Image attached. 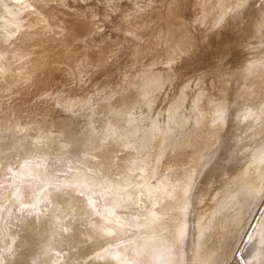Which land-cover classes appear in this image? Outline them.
Listing matches in <instances>:
<instances>
[{"label": "rangeland", "instance_id": "374dc122", "mask_svg": "<svg viewBox=\"0 0 264 264\" xmlns=\"http://www.w3.org/2000/svg\"><path fill=\"white\" fill-rule=\"evenodd\" d=\"M0 7V264H264V0Z\"/></svg>", "mask_w": 264, "mask_h": 264}, {"label": "bare ground", "instance_id": "6f19581e", "mask_svg": "<svg viewBox=\"0 0 264 264\" xmlns=\"http://www.w3.org/2000/svg\"><path fill=\"white\" fill-rule=\"evenodd\" d=\"M2 4H3V3H2ZM9 4H10V3H9ZM9 4H8V5L6 4V5L9 6ZM3 5H4V4H3ZM6 5H5V6H6ZM5 6H4V7H5ZM11 6L14 7V5H11ZM11 6H10V7H11ZM0 8H1V7H0ZM20 8H21V7H20ZM8 9H9V8H8ZM11 9H13V8L11 7ZM12 12H13V11H12ZM6 16H7V15H6ZM0 20H1V19H0ZM16 23H17V22H16ZM16 23H15V24H16ZM10 24H11V23H10ZM10 26H11V25H10ZM10 26H9V27H10ZM9 27H8V28H9ZM9 29H10V28H9ZM11 30H12V29H11ZM11 30H9V31H11ZM13 31H14V30H13ZM6 33H7V32H6ZM14 34H15V33H14ZM199 107H200V106H199ZM199 107H198V108H199ZM201 109H202V108H200V110H201ZM195 110H196V109H195ZM200 110H199V112H200ZM202 111H203V110H202ZM199 112H198V113H199ZM198 113H197V114H198ZM197 114H196V115H197ZM201 114H203V112H202ZM201 114H199V116H201ZM197 117H198V115H197ZM198 118H199V117H198ZM181 122H182V121H181ZM215 122H216V121H215ZM207 148H208V147H207ZM201 151H202V150H201ZM255 154H256V153H255ZM257 154H258V152H257ZM257 154H256V155H257ZM201 156H202V155H201ZM198 157H199V156H198ZM196 161H197V160H196ZM200 162H201V161H200ZM196 163H198V162H196ZM200 164H201V163H200ZM195 166H196V165H195ZM196 172H198V171H196ZM180 173H182V172H180ZM180 173H179V174H180ZM180 175H181V174H180ZM181 176H184V174L181 175ZM181 176H180V177H181ZM186 176H187V175H186ZM186 176H185V177H186ZM196 176H197V175H196ZM176 177H177V180H178V181L176 180ZM176 177H175L176 182H175V180H174V178H173V179H172L173 181L171 180V182H170L172 185H171L170 183H168L169 186H174L175 184L177 185L179 181H181L179 184H181V186H182L183 183H182L181 178H179L178 176H176ZM185 177H182V178L184 179ZM189 177L191 178V176H189ZM189 177L187 176V178H189ZM187 178H186V179H187ZM200 178H201V177H200ZM191 179H192V178H191ZM168 180L170 181V179H168ZM187 180H188V179H187ZM189 181H191V180H190V179L188 180V185H191V183H189ZM172 182H173V183H172ZM174 182H175V183H174ZM185 182H186V183H185ZM162 184H163V183H162ZM168 184H167L166 186H164V187H167ZM173 184H174V185H173ZM184 184H185V185L187 184V181H186V180H184ZM176 185L174 186L175 188H176ZM177 186H178V185H177ZM149 187H150V186H149ZM149 187H148V188H149ZM179 187H180V185L177 187V189H178ZM183 187H184V185H183ZM183 187H180L179 189H182ZM185 187H186V186H185ZM169 188L172 189L171 187H169ZM175 188H174V189H175ZM152 189H153V188H152ZM152 189H151V191H150L152 194H154V192H156V191H157L156 194H159L158 192H160V195H155V196H153V197L151 196V193H150V192H149L150 194H148L149 197L151 196V197H150V198H151V201L153 200V202H154V201L157 200V201H160V202H161V204H160V202H159V204H158L157 201L154 202L155 204H158V206L156 207V208L159 207L158 209H161V205H162L163 208H165V207L167 208V206H168V207H171L172 204H173V202L171 203L170 201H168V200H169V197H172V198H173V196H174L175 200H174V198H173V200L176 201V198L180 195V196H181V199H180L181 201L179 200L180 196H179L178 199H177L178 201H180V203L177 202V203H179V204L177 205V208H178L179 211H180V209L182 208L181 206H183L182 204L184 203V202L182 203V201H184L183 198H184V197H188V192H187V194H186L187 196H186V195L184 196L183 193H182V195H181V192H180V191H174V193H176V195H177V192L180 193V194L178 193V196H176V195L173 193V190H174V189L172 190V193H173V194L170 193V191H171L170 189H169V191H168V188H166L167 191L164 190L165 192H163V188H159V190H157L158 188H157L156 190L153 189L154 192L152 191ZM160 189H162V190H160ZM179 189H178V190H179ZM188 189H189V188H188V186H187L186 189H183V192H184V190L187 191ZM241 189H242V187H241ZM241 189L239 188V190H241ZM243 189H244V188H243ZM149 190H150V189H149ZM149 190H148V191H149ZM231 190H232V189H231ZM161 191H162V192H161ZM181 191H182V190H181ZM233 191H236V190L234 189ZM242 191H244V190H242ZM167 192H169V194H167V197H168V195H169L168 198L165 197V195H164V194L167 193ZM244 192H245V191H244ZM185 193H186V192H185ZM240 193H241V192H240ZM240 193H239V194H240ZM161 194L164 195V196H162ZM171 194H172V196H170ZM243 194H244V193L242 192V193H241V196H242ZM262 194H263V193H262ZM183 196H184V197H183ZM239 196H240V195H239ZM239 196L237 195V196H235V198L237 197L236 199H238ZM241 196H240V197H241ZM258 196H259V194H258ZM121 197H122V196H121ZM157 197H158V198H157ZM163 197H165V200L163 199ZM244 197L246 198V195H243V198H244ZM259 197H260V196H259ZM118 198H119V197H118ZM154 198H155L156 200H155ZM161 198H162V199H161ZM166 198L168 199V200H167L168 202H167V204H164V202L166 201ZM235 198H233V200H232L233 202L236 201L235 203H240V202H237V201H239V199H240L241 201L244 200L243 198H242V199L239 198L238 200H234ZM119 199H120V198H119ZM121 199H122V198H121ZM158 199H159V200H158ZM160 199L163 201V204H164L165 206H163L162 201H161ZM62 200H63V199H62ZM147 200H148V199H147ZM258 200H259V199H258ZM75 201H76V200H75ZM75 201H74V202H75ZM115 201H116V200H115ZM119 201H120V200H119ZM133 201H134V200H133ZM148 201H149V200H148ZM64 202H65V201H64ZM64 202H62V203H64ZM66 202H67V200H66ZM68 202H69V201H68ZM72 202H73V201H72ZM72 202H71V203H72ZM243 202H244V201H243ZM170 203H171V205H170ZM113 204H114V203H113ZM77 205H78V204H77ZM166 205H167V206H166ZM173 205H175V207H176V204H173ZM179 205H180L181 208L179 207ZM152 206H153V205H152ZM154 206H155V205H154ZM227 206H228V205H227ZM69 207H70V206H69ZM84 207H85V206H84ZM84 207H83V208H84ZM150 207H151V206H150ZM172 207H173V206H172ZM172 207H171V208H172ZM72 208H73V207H72ZM163 208H162V212L158 210L161 214L163 213L162 216L165 215V214H164L165 212H163ZM171 208H169V210H170ZM68 209H69V208H68ZM70 209H71V208H70ZM70 209H69V210H70ZM85 209H86V208H85ZM178 209H175V210H177V211H176L177 213L175 212L177 215H178V213H179ZM216 209H217V208H216ZM219 209H220V208H219ZM224 209H225V208H224ZM76 210H77V209H76ZM150 210H151V209H150ZM154 210H155V208H154ZM154 210H153V214L155 213V217H157V215L159 216L158 218L161 219L162 224H161V222H158V223H160V224L162 225V227H163L164 223H165V225L168 223V221H169V219H170L169 217H171V218H175V217H176V216H175V217H172V216H173L172 213L170 214V216H163L164 219H165V221H166V222H165V221L163 220V218H161L159 212H157L158 214H156V210H155V211H154ZM169 210L165 209V211H167V212H166V215H169V213H170V211H171V210H170V211H169ZM172 210H173V209H172ZM168 211H169V213H168ZM216 211L219 212L218 209H217ZM224 211H226V212L228 213V216H232V215H229L231 212H230V213L228 212V208L225 209ZM221 212H223V210H221ZM238 212H239V211H238ZM167 213H168V214H167ZM180 213H181V211H180ZM224 213H225V212H224ZM224 213H223V215H224ZM234 213H235V212H234ZM236 213H237V212H236ZM218 214H219V213H218ZM232 214H233V213H232ZM263 214H264V212H263ZM216 215H217V214H216ZM219 215H220V214H219ZM225 215H226V214H225ZM149 216H150V215H149ZM165 217H166L167 219L169 218L168 221L166 220ZM211 217H212V219L214 218L212 215H211ZM215 217H216V216H215ZM219 217H222V214H221V216H219ZM219 217H216V218H214V219H217V218H219ZM225 217H227V215H226ZM232 217H233V216H232ZM158 218H155V219H157V221H160ZM230 218H231V217H230ZM224 219H226V218H224ZM224 219H220V220H222V222H225V221H223ZM170 220H171V219H170ZM228 220H229V217H228L227 221H228ZM261 220H263L262 217H261V219H259V221H261ZM14 221H15V220H14ZM123 221H124V220H123ZM163 221H164V222H163ZM218 221H219V219H218ZM263 221H264V220H263ZM263 221H261V222H263ZM155 222H156V220H155ZM155 222H154V223H155ZM222 222L220 221L219 226L221 225ZM158 223H156V224H158ZM169 223H170V222H169ZM177 223H178V221H177ZM232 223H233V222H232ZM119 224H120V223H119ZM209 224H210V223H209ZM217 224H218V223H217ZM222 224H225V223H222ZM259 224H260V223H258V225H259ZM263 224H264V222H263ZM154 225H155V224H154ZM177 225H178V224H177ZM180 225H181V224H180ZM180 225H178L179 227L177 226L179 229H178V228H174V229H178V230H180V229H181V228H180ZM103 226H104V225H103ZM112 226H114V228H116L114 224H112ZM112 226H111V228L114 229ZM158 226H159V224H158L156 227H158ZM167 226H168V225H167ZM221 226H222V225H221ZM221 226H220V227H221ZM224 226H225V225H224ZM160 227H161V226H160ZM200 227H202V226H200ZM258 227H259V226H258ZM262 227H263V225H262ZM262 227H261V229H262ZM109 228H110V227H109V225H108V229H109ZM119 228H120V227H119ZM121 228H122V226H121ZM121 228H120V229H121ZM129 228H130V227H129ZM206 228H207V227H206ZM206 228H205V229H206ZM210 228H211V227H210ZM223 228H225V227H223ZM259 228H260V227H259ZM259 228H258V229H259ZM263 228H264V227H263ZM101 229H103V228H101ZM153 229H155L154 226H153ZM161 229H162V228H160V230H159L160 232L158 231L159 234H160V233H163V234H164V232H166L167 234L169 233V235H170V239L173 237L174 241H176L177 239H179V238L183 235V234H182L183 231H181V233H180V231H179V233L182 234V235H178L177 238H174V236L176 237V235H177V233H175L176 230H174V232H173L172 230H169V229H173V228L170 227L169 229H166V228H165L166 230L163 228L165 231L162 229L163 231L161 232ZM205 229H203V230H205ZM219 229H220V228H219ZM221 229H222V228H221ZM261 229H260V231H261ZM138 230H139V229H138ZM168 230H169V232H168ZM181 230H182V229H181ZM262 230H263V229H262ZM118 231L121 232V230H118ZM118 231H116V232H117V233H120V232H118ZM153 231H154V230H153ZM171 231H172V233H175V234H173L172 237H171V235H172ZM195 231H197V229L194 230V232H195ZM201 231H202V228H201ZM201 231H199V232L201 233ZM210 231H212V230H210ZM218 231H219V230H218ZM226 231H227V230H226ZM228 231H229V230H228ZM263 231H264V230H263ZM263 231H262V232H263ZM113 232H114V231H113ZM156 232H157V231H156ZM207 232H208V231H207ZM219 232H220V231H219ZM224 232H225V230H222L221 233H224ZM121 233H122V232H121ZM126 233H127V232H126ZM170 233H171V234H170ZM197 233H198V232H197ZM197 233L195 232V233H193V235L196 236ZM212 233H213V232H212ZM215 233H216V232H215ZM159 234L156 233V235H154V236H158ZM163 234H161V237H163ZM185 234H186V232H185ZM198 234H199V233H198ZM114 235H115V234H114ZM123 235H124V232L122 233V235H120V238L123 237ZM165 235H166V234H165ZM260 235H261V233H260ZM260 235H259V238H261V237L263 238V237H264V232H263V235H261V237H260ZM112 236H113V235H112ZM137 236H138V235H137ZM154 236H153V237H154ZM257 236H258V235H257ZM158 237H160V236H158ZM165 237H166V238H164V239L161 238V240H160L159 242L157 241L158 243H160L162 240H164V242L162 241V243H161V245H163V246H160V244H158V243H156V242H154V241L150 243V244L156 243V244H157V247L160 246L161 249H162L163 251H165V252H163V251L161 252V250H160V252L163 253V255L160 254V255L162 256V258H160L161 256L158 254V253H160L159 251H158L157 254H156V253H154V252L152 251V249H151L152 246H153L152 248H153V249H156V250H159L160 248L157 249L156 245H154V244H153L152 246H150V244H148V242H146V240H144V238H142V239H140V240H138V238H137V239L134 240V241H135V242H133L134 244L132 243V246H134V247H135V245H137V246L135 247V248H136L135 250L138 249L137 252L135 251L137 255H134V258H135V259L137 258V260H138V258H139V260H140V258H144V257L146 256L147 253H150L149 250L151 249V251H152L154 254H156V256H154V254H151V253H150L151 255L154 256V258H156V257L158 258V257L160 256V257L158 258V260H159V261H164V260H162V259H163V258H166V257H167V254H168V255H169L170 253L172 254V252H173L174 250H176L178 246H179V247H180V246H182V247L184 246V243H185V242L182 243V245L180 244V243H181V242H180V243L178 244L177 247H174L173 244H172L173 239H172V241L170 242V241L168 240V239H169V236L167 237V235H166ZM178 237H179V238H178ZM193 237H194V236H193ZM200 237H203V235L200 236ZM200 237H198V238H200ZM112 238H114V237H112ZM118 238H119V237H118ZM156 238H157V237H156ZM196 238H197V236H196ZM196 238L194 237L195 240H199L198 238H197V239H196ZM165 239H167L169 242L166 240V244H165V246H164ZM180 239H181V238H180ZM191 239H192V238H191ZM194 239L192 240V243H193V241H194V246H195V245H198V242H199L200 240H199L198 242H195ZM256 239H258V238H256ZM109 240H110V239H109ZM136 240H137L139 243H137ZM142 240H143V242H144V241H145V242H144V243H141ZM158 240H159V238H158ZM202 240H203V238H202ZM261 240H263V239H261ZM111 241H112V240H111ZM113 241H114V239H113ZM116 241H117V240H116ZM181 241H182V240H181ZM206 241H207V240H206ZM206 241H204V243H206ZM263 241H264V240H263ZM126 242H127V241H126ZM126 242H125V243H126ZM178 242H179V240H178ZM224 242H225V241H224ZM258 242H259V241H258ZM258 242H257V244H258ZM260 242H262V241H260ZM95 243H97V242L95 241ZM125 243H124V244H125ZM135 243H136V244H135ZM173 243H174V242H173ZM175 243H176V242H175ZM201 243H202V242H201ZM201 243H199V244H201ZM75 244H76V243H75ZM83 244H84V243H83ZM120 244H121V243H120ZM126 244H127V243H126ZM138 244H140V245H142V246H140V245H138ZM146 244H148L149 246L146 245ZM167 244H168V245H167ZM169 244H172V247H171L170 249H168V248L171 246V245H169ZM99 245H100V244L98 243V246H99ZM101 245H102V244H101ZM166 245L168 246V248H167ZM174 245H175V244H174ZM176 245H177V243H176ZM204 245H205V244H204ZM204 245H203V246H204ZM260 245H261V243H260ZM132 246L130 245L131 249L134 248V247H132ZM144 246L147 247V249H148V247L150 248V249L148 250L149 252H148L146 249H144ZM187 246H189V245H187ZM192 246H193V245H192ZM194 246H193V247H194ZM198 246H199V245H198ZM207 246H208V244H207ZM217 246H218V245H217ZM258 246H259V244L257 245V247H258ZM76 247H77V246H76ZM81 247H82V246H81ZM81 247H80V248H81ZM84 247H85V245H84ZM84 247H83V248H84ZM93 247H94V246H93ZM128 247H129V246L124 247L123 250L126 251V253H128V254L131 253V254H132L131 256L133 257V254H135V252H131V251H133V249L131 250L130 247H129V248H128ZM137 247H138V248H137ZM141 247H142V249H141ZM155 247H156V248H155ZM162 247H163V248H162ZM173 247L176 248V249L173 250ZM179 247H178V248H179ZM185 247H186V246H185ZM189 247H190V246H189ZM199 247H202V245H200ZM199 247H196V246H195L196 249H198ZM97 248H98V247H97ZM125 248H126V250H125ZM209 248H211V245L209 246ZM258 248H259V247H258ZM77 249H78V248H77ZM119 249H120V248H119ZM127 249H130V250H127ZM143 249H144V251H143ZM167 249H168V250H167ZM180 249H181V248H180ZM255 249H256V247H255ZM100 250H101V249H100ZM121 250H122V248H121ZM141 250H142V251H141ZM170 250H171V252H170ZM178 250H179V249H178ZM194 250H195V249H194ZM206 250H208L207 247H206ZM206 250H205V251H206ZM74 251H75V250H74ZM127 251H129V252H127ZM145 251H146L147 253H146ZM166 251H167V252L169 251L170 253H167ZM195 251H196V250H195ZM209 251H211V250L209 249ZM209 251H208L207 253H209ZM258 251H259V254L261 253V254L259 255V257L261 256L260 258L264 259V246H263V244L260 246V250H257V252H258ZM92 252H93V251H92ZM92 252H91V253H92ZM96 252H97V250H96ZM96 252H94V253H95L96 256H98L97 253H100V251H98L97 253H96ZM102 252H103V251H102ZM138 252H139V253H138ZM144 252H145V256L142 257ZM155 252H156V251H155ZM212 252H213V251H212ZM215 252H217V250H215ZM252 252H253V253L251 254V256H252L253 254H255L254 251H252ZM89 253H90V252H89ZM164 253H165V254L167 253V254L164 255ZM183 253H185V252H183ZM141 254H142V256H140ZM150 254H148L147 257H145V258H148V257L150 258V257H151ZM91 255H92V254H91ZM91 255H88V254H87V256H88L89 258H90ZM93 255H94V254H93ZM184 255H185V254H184ZM256 255H257V254H256ZM78 256H79V255H78ZM103 256H104V255H103ZM126 256H127V255H126ZM128 256H129V255H128ZM136 256H138V257H136ZM139 256H140V257H139ZM163 256H164V257H163ZM251 256H250V257H251ZM10 257H11V255H10ZM98 257H99V256H98ZM104 257H105V256H104ZM113 257H114V256H113ZM254 257H255V256H254ZM12 258H13V257H12ZM85 258H87V257L85 256L84 259H85ZM89 258H87V260H88ZM93 258H95V257L92 256V259H91V260H93ZM99 258H100V257H99ZM128 258H129V257H128ZM130 258H131V257H130ZM130 258H129V259H130ZM134 258H133V260H135ZM149 258H148V259H149ZM151 258H153V257H151ZM157 258L154 259V260L151 259L152 261L155 262V263H153V264H156V263H157V264H158V263H159V264H164V263L167 261V259H168V258H166L165 261L162 263V262L157 261ZM257 258H258V257H255V259H257ZM104 259H105V258H104ZM106 259H107V258H106ZM109 259H112V258H109ZM148 259L144 260V263L147 262V261H151V260H148ZM242 259H244V258H242ZM247 259H248V260H247ZM250 259H251V258H250ZM258 259H259V258H258ZM11 260H12V259H11ZM78 260H79V259H78ZM89 260H90V259H89ZM89 260H88V261H89ZM131 260H132V259H131ZM139 260L137 261V262H138L137 264H139V262H140ZM168 260H169V259H168ZM244 260H245V259H244ZM246 260H247L248 262L251 263V261H253V258H252L251 261L249 260V257L246 258ZM17 261H18V260H17ZM84 261L86 262V260H84ZM84 261H83V262H84ZM100 261H101V260H100ZM105 261H106V260H105ZM141 261L143 262V259H141ZM152 261H151V264H152ZM247 261H246V263L249 264ZM255 261H256V260H254V262H255ZM260 261H261V260H260ZM8 262H9V261H8ZM54 262H55V261H54ZM58 262H59V261H58ZM85 262H84V263H85ZM142 262H140V264H144V263H142ZM261 262H262V261H261ZM11 263H12V262H11ZM135 263H136V262H135ZM148 263L150 264V262H148ZM56 264H57V263H56ZM85 264H86V263H85ZM96 264H97V263H96ZM145 264H147V263H145Z\"/></svg>", "mask_w": 264, "mask_h": 264}]
</instances>
